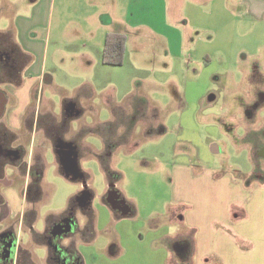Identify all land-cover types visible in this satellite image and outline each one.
Returning <instances> with one entry per match:
<instances>
[{
	"label": "rangeland",
	"instance_id": "374dc122",
	"mask_svg": "<svg viewBox=\"0 0 264 264\" xmlns=\"http://www.w3.org/2000/svg\"><path fill=\"white\" fill-rule=\"evenodd\" d=\"M164 1L152 0L149 7L142 2L141 23L174 38L176 44L182 42V49L179 54H167L164 41L144 27L139 40L128 44V56L137 57L130 60L127 72L135 82L120 108L126 117L133 118L132 105L144 103L143 114H138L143 117L134 124L128 143L112 150L103 161L83 157L80 165L85 176L76 181L58 174L50 151L43 163L34 230L41 233L47 216L59 217L75 195L81 194L77 197L81 200L82 193L90 192L94 234L88 235L90 243L76 248L84 264H167V254L158 247L169 245V236H191L184 231L182 219L190 202L198 203V194L208 185L197 180L200 174L231 175L248 185L252 173H264V163L252 158L254 146L246 141L252 130H261L264 136V23L254 25L238 0ZM165 7L168 23L178 31L168 30ZM4 25L1 20L0 31ZM47 85L46 81L44 92ZM42 97L39 102L40 95L34 93L29 103L31 112L38 101L40 123L33 134L43 127L46 95ZM54 102V111L60 115ZM110 115L104 109L97 112L100 122L111 120ZM81 120L89 124L91 117L85 115ZM37 137L34 155L41 149V137ZM86 142L94 153L102 150L98 136L86 137ZM177 166L189 168L193 175L189 173L192 179L181 183L189 198L185 203L174 202ZM22 184L18 179L13 187L18 204ZM110 190L120 195L127 211L125 218L106 204ZM77 199L70 202L78 204ZM75 219L81 230L85 222L81 212L75 213ZM188 237L173 241L174 257H188ZM21 240L28 243L25 234ZM79 240L78 234L71 237L74 246L76 241L81 243ZM115 243L119 252L111 257ZM33 247L36 264H46L43 246Z\"/></svg>",
	"mask_w": 264,
	"mask_h": 264
},
{
	"label": "crops",
	"instance_id": "0c3cea01",
	"mask_svg": "<svg viewBox=\"0 0 264 264\" xmlns=\"http://www.w3.org/2000/svg\"><path fill=\"white\" fill-rule=\"evenodd\" d=\"M150 1L152 0H0V21L5 24L0 32L12 34L26 60L20 87H0L6 98L0 122L19 143L23 142L22 139H28V154L38 159L41 174L47 152L56 154V162L53 163L58 174L70 181L85 176L80 165L83 157L96 158L94 154L98 153L103 155V140L94 133V129L107 127L113 122L115 115L113 116L112 109L122 106L130 97L135 77L127 74L130 71L128 65L130 60H137V57L128 56L127 47L131 41L139 40L142 27L164 41L167 54L181 52L182 42L176 44L174 38L142 25L141 3L144 2L149 7ZM238 1L244 14L254 25L264 23V0ZM167 17L165 7V20L168 23ZM168 27L170 32L178 31L174 24L168 23ZM109 35L124 38L120 66L104 63V45ZM46 81L49 89L44 92ZM34 93L40 95L39 102L46 95V109L42 131H35L33 134L34 128L40 123L37 117V100L34 110L29 111ZM263 99L262 95L261 100ZM55 100L59 105L60 115L54 111ZM99 106V109L111 114V120H98ZM85 115L91 117L89 124L81 120ZM248 117L251 118L250 114ZM52 126H56V135L48 131ZM252 131L246 137L247 143L254 146L252 158L264 163V136L260 135L261 130ZM108 132L106 130L104 133L106 137H109ZM38 134L41 137V149L40 154L36 151L34 155L33 142ZM93 135L98 136L102 142V150L97 151L98 153H94L93 146L86 142V137ZM107 155L109 154H104L106 157ZM69 162H73L74 167L68 173L66 165ZM189 173L193 178L189 168H176V203H185L189 199L181 186V183L192 179ZM199 176L197 180L201 179L208 185L198 194V203L190 202V208L184 211L182 219L184 231L191 232V236H169V245L167 242L161 248L158 247V251L167 254V264H264V173H252L248 185L231 175L217 174L214 177L212 173L205 172ZM72 177L76 179L73 180ZM5 179L11 182L12 176L5 173ZM2 195L10 211L13 214L18 212L19 198L17 199L13 189L2 191ZM80 195H75L70 201ZM85 195V200H77L79 207L87 208L92 213L94 234L95 216L90 207L92 196L88 191L82 193L83 197ZM110 210L116 214V210ZM116 215L120 218L127 216ZM82 216L85 222L81 230L87 224L85 216ZM88 235L84 233L79 240L81 243L76 241V252L79 245L92 241ZM185 237H188L190 253L180 260L179 256L176 258L172 254L173 241L184 240ZM111 249L116 251H111L110 256H116L119 252L116 243ZM32 256L35 260L34 251ZM77 256L80 263L84 264L83 255L77 252Z\"/></svg>",
	"mask_w": 264,
	"mask_h": 264
},
{
	"label": "flooded vegetation",
	"instance_id": "af4514ba",
	"mask_svg": "<svg viewBox=\"0 0 264 264\" xmlns=\"http://www.w3.org/2000/svg\"><path fill=\"white\" fill-rule=\"evenodd\" d=\"M48 129L56 135V126ZM27 140L22 139L23 142L19 143L0 122V264H36L32 256L33 251L35 252L33 246H43L47 264H81L71 242V237L75 234L79 238L84 236V229L79 230L75 219L77 211L84 213V208L79 207V204L71 202L59 217L47 216L41 233L34 230L42 174L38 159L28 154ZM53 162H56V154L53 155ZM5 173L13 174L11 182L5 179ZM18 179L23 181L21 203L19 211L13 214L2 191L12 190ZM120 209H123L121 205L116 211ZM67 224L70 229L63 232ZM24 234L28 237V242L31 241L30 246L28 243H21V236Z\"/></svg>",
	"mask_w": 264,
	"mask_h": 264
},
{
	"label": "trees",
	"instance_id": "16d2710c",
	"mask_svg": "<svg viewBox=\"0 0 264 264\" xmlns=\"http://www.w3.org/2000/svg\"><path fill=\"white\" fill-rule=\"evenodd\" d=\"M124 43V38L122 36L109 35L106 38L104 45V63L112 66H120L122 64V56L124 53ZM25 64L26 60L22 57L21 50L15 43L12 34L9 32H0V85H9L15 88L19 87ZM142 104H144L142 101H136L132 105L133 118L126 117L125 111L120 108L121 106L118 108L112 107L113 116L115 115L113 122H111L107 127L94 129V133L102 138L104 146L103 155H96L95 157L97 159L101 161H103V159L105 160V153L110 154V152L119 145L128 143L127 137L131 133L134 124L138 118L143 117V115L140 116V111L142 114L144 111V106ZM158 127L157 131L162 133V129H158ZM105 129L109 130V137L105 136ZM70 205L71 202L69 203V206ZM83 215L87 220V224L84 227V233L91 235L93 234L92 213L86 208L84 209Z\"/></svg>",
	"mask_w": 264,
	"mask_h": 264
},
{
	"label": "water",
	"instance_id": "95a60500",
	"mask_svg": "<svg viewBox=\"0 0 264 264\" xmlns=\"http://www.w3.org/2000/svg\"><path fill=\"white\" fill-rule=\"evenodd\" d=\"M5 105H6V98H5V94L0 91V118L2 117L3 113H4V109H5ZM74 167L73 162H69L66 165V170L69 173V170L72 169ZM71 179L75 180L76 177H72ZM81 200H85V197L81 198ZM106 204L112 209V210H118V206L121 205L122 206V200L120 199L119 195L110 190L109 193L107 194L106 197ZM119 211H121V215H127V211L126 208L123 207V209H120ZM70 229V226L67 224V226H65L64 231L66 232Z\"/></svg>",
	"mask_w": 264,
	"mask_h": 264
}]
</instances>
